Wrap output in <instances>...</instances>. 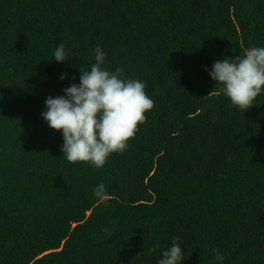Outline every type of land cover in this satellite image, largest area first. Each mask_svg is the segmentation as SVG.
<instances>
[{"label":"trees","instance_id":"trees-1","mask_svg":"<svg viewBox=\"0 0 264 264\" xmlns=\"http://www.w3.org/2000/svg\"><path fill=\"white\" fill-rule=\"evenodd\" d=\"M97 46L154 101L101 169L41 116ZM251 46L264 0H0V264H156L175 236L183 264H264V93L239 109L205 70Z\"/></svg>","mask_w":264,"mask_h":264},{"label":"clouds","instance_id":"clouds-1","mask_svg":"<svg viewBox=\"0 0 264 264\" xmlns=\"http://www.w3.org/2000/svg\"><path fill=\"white\" fill-rule=\"evenodd\" d=\"M93 51L95 62L90 68H80L79 83L64 88V95L47 97L41 116L50 128L61 132V150L68 162H85L101 169L113 153L123 154L128 149L139 125L147 121L154 101L145 91V81L125 78L122 68L109 70L105 66L107 53L100 46ZM52 57L57 62H67L63 42ZM205 70L239 109L246 111L264 93V47L251 46L243 56L215 61L211 70ZM66 78V73L60 77ZM92 191L98 203L108 202L104 183ZM182 243L179 236L173 237L171 246L162 251L156 264H183ZM213 251L214 264H224V254L219 249Z\"/></svg>","mask_w":264,"mask_h":264}]
</instances>
